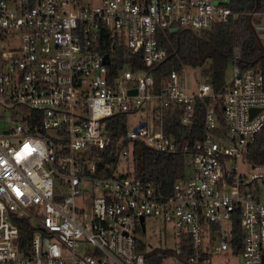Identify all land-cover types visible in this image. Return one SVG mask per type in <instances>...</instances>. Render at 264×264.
<instances>
[{
	"label": "built area",
	"instance_id": "1",
	"mask_svg": "<svg viewBox=\"0 0 264 264\" xmlns=\"http://www.w3.org/2000/svg\"><path fill=\"white\" fill-rule=\"evenodd\" d=\"M230 3L0 0V264H165L139 237L146 216L172 225L183 264H264V166L245 157L264 73L234 62L219 88L154 73L165 32L210 29L239 13ZM121 45L138 54L116 66ZM138 144L181 156L167 196L135 173Z\"/></svg>",
	"mask_w": 264,
	"mask_h": 264
},
{
	"label": "trees",
	"instance_id": "2",
	"mask_svg": "<svg viewBox=\"0 0 264 264\" xmlns=\"http://www.w3.org/2000/svg\"><path fill=\"white\" fill-rule=\"evenodd\" d=\"M230 4L239 13L210 29L194 31L179 28L165 32L162 43L166 57L156 66L155 76L159 79L173 68L181 70L188 66L200 67L207 59L209 62L204 67L203 74L215 88L222 86L226 68L234 62L241 67H256L264 73V36L254 27L259 15L250 13L264 12V0H231ZM137 54L138 51H132L123 45L116 46V66L123 65L125 61L133 62ZM133 64L143 66L140 62ZM107 125L109 130L118 134L126 127L125 116H112ZM245 157L252 164L264 166V126L250 143ZM134 160L135 173L153 183L161 196H167L171 192L173 182L183 173L181 156L153 150L142 144L136 146ZM237 230L238 226L234 228V232ZM187 254L188 248H184L179 255L185 258Z\"/></svg>",
	"mask_w": 264,
	"mask_h": 264
},
{
	"label": "rangeland",
	"instance_id": "3",
	"mask_svg": "<svg viewBox=\"0 0 264 264\" xmlns=\"http://www.w3.org/2000/svg\"><path fill=\"white\" fill-rule=\"evenodd\" d=\"M262 35V34H261ZM264 36V35H262ZM209 59H207L202 66L200 67H186V78L190 80H195L193 75H196L199 80L206 79L204 73V67L208 64ZM230 75V64L226 68V76ZM137 116H140V113L132 115L128 119L130 124L133 120L137 119ZM9 114L7 111H3L0 115V130H7L9 127ZM191 172V166H186V173ZM139 237L145 242L146 248L150 249L155 246L163 247V249H154L155 253L165 254L166 258L164 260L165 264H183V262L177 258L168 247H173L175 245V235L174 229L170 223L165 222L160 216H146L145 218V227L144 231L139 234ZM215 259H220L218 255L215 256ZM228 264H241L235 258H229L226 260Z\"/></svg>",
	"mask_w": 264,
	"mask_h": 264
},
{
	"label": "water",
	"instance_id": "4",
	"mask_svg": "<svg viewBox=\"0 0 264 264\" xmlns=\"http://www.w3.org/2000/svg\"><path fill=\"white\" fill-rule=\"evenodd\" d=\"M262 26H264V15H263V24H262ZM261 30H262V28H260L258 32H261ZM172 31H173V29H172ZM104 58H105L106 62H108V55L107 54H104ZM143 123L144 122H142L141 124H143Z\"/></svg>",
	"mask_w": 264,
	"mask_h": 264
}]
</instances>
